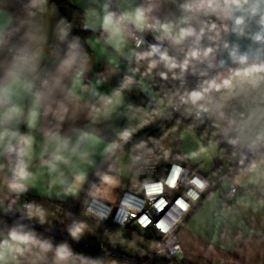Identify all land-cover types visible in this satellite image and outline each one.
Returning a JSON list of instances; mask_svg holds the SVG:
<instances>
[{
  "label": "crops",
  "instance_id": "crops-1",
  "mask_svg": "<svg viewBox=\"0 0 264 264\" xmlns=\"http://www.w3.org/2000/svg\"><path fill=\"white\" fill-rule=\"evenodd\" d=\"M198 1L168 0L169 10L180 3L186 8L191 35L181 36L180 26L168 22L163 27L166 31H159L166 37L157 38L152 33L158 30L157 18L150 19L148 25L135 26L134 21L122 17L110 36L93 34L86 39L90 46L86 56L71 46L53 8L42 4L32 12L22 35L0 56V264H91L57 254L33 236L42 235V231L26 222L66 231L68 219L54 202L64 206L75 197L112 151L116 156L122 148L127 149L131 158L142 137L129 135L141 127L143 132L153 128L166 118L176 93L168 99L160 95L168 104L163 110L150 97L136 102L124 87L117 86L133 54L130 34H141L178 53L195 51ZM8 21V12L0 9V33ZM222 74H227V79L211 105L216 128L209 134L210 140L214 142L213 133H219L233 146L252 153L233 166L231 173H218L220 180L195 204L177 234L184 264H264V63L242 64ZM194 100L192 97L191 102ZM157 110H162V115L153 120ZM21 138H30V144ZM9 143L16 158L12 161L5 154ZM227 155L221 163L230 169ZM179 159L175 161L186 165V159ZM102 174L93 186L96 196L103 195L107 186L113 199L120 177L109 176L103 184ZM230 187H235V192L223 197L221 192ZM24 192L35 198L16 216L13 210L19 207ZM118 238L112 248L128 257L142 256L140 236ZM71 246L69 250L84 255ZM99 264L130 263L106 257Z\"/></svg>",
  "mask_w": 264,
  "mask_h": 264
},
{
  "label": "built area",
  "instance_id": "built-area-1",
  "mask_svg": "<svg viewBox=\"0 0 264 264\" xmlns=\"http://www.w3.org/2000/svg\"><path fill=\"white\" fill-rule=\"evenodd\" d=\"M223 1L226 0H207V10L198 22L197 31L203 26L209 12ZM130 35L135 40L131 44L134 47L142 42L158 57L169 53L165 44L151 43L133 31ZM187 60L185 73L189 66L193 67L195 51L188 53ZM124 84L133 85V78L126 70L121 72L117 86L122 87ZM113 153L112 151L106 155L79 193L65 208H61L68 219L66 231L60 232L21 220L49 237L43 238L31 232L29 234L48 244L59 255L80 258L91 264H99L106 257L127 259L130 264H184L185 255L177 234L178 228L207 188L216 184L220 176H214L212 181L192 166L178 162H169L166 165L160 152L147 143L127 163V175L117 182L115 199L108 203L92 195V189L93 179L102 167L107 172L113 171ZM5 154L8 161L16 159L11 143L6 146ZM131 175L138 179L136 185L130 183ZM137 187L140 188L139 192L135 190ZM235 190V187H230L221 194L227 197ZM20 198L19 207L13 210L16 216L33 202L24 193ZM109 233L122 239H129L132 234L138 235L150 242L151 249H143L142 256L138 258L128 257L110 246L107 238ZM70 245L80 249L84 255L69 250Z\"/></svg>",
  "mask_w": 264,
  "mask_h": 264
},
{
  "label": "trees",
  "instance_id": "trees-1",
  "mask_svg": "<svg viewBox=\"0 0 264 264\" xmlns=\"http://www.w3.org/2000/svg\"><path fill=\"white\" fill-rule=\"evenodd\" d=\"M228 1L230 0L217 4L205 18L204 24L197 35L195 43V63L197 62V71L194 69V76L192 77V80L188 82L186 78H183V71L186 63L183 55H185V53H178L171 48H168L169 53L165 56L166 59H162L161 57L156 56L144 43H140L136 47L133 46V54L130 59H128L126 67V71L133 78V85L130 87V85L124 84L122 87H124L132 95L134 101L143 103L145 98V95L139 90V84L141 81H148L151 84L154 93L159 95L167 93L168 95L173 96L175 91L179 90L166 118H162V120L158 122L159 124L157 123L158 125L156 124L153 128L145 130L144 134L141 135L142 143L139 150H141L147 143L156 148V137L170 125L177 127L188 126L189 128L199 132L206 131L208 134H212L210 130L215 129V124L212 119L213 114L211 113L210 106L220 93L227 79V74H220L223 71L230 72L236 66L249 64L238 63L223 66L217 65L213 62V57L210 51L217 45L215 43V38L221 33L226 25V15L222 7ZM104 2L110 15L112 16V19L115 22H118L122 17L117 10L115 1L104 0ZM42 4L49 5L56 11L57 16L60 18L67 31L69 43H71V46L81 55L86 56L90 53V49L86 42L88 36L94 34L103 38L107 34V31L105 30L85 26L84 11L80 6L75 4L73 0H0V9L6 10L9 14L8 24L0 33V56L10 51L12 44L22 35L25 25L32 12ZM207 5L200 8L199 19L206 12ZM150 52L152 55H144ZM201 58L206 60L204 67H199L198 65ZM181 81H183L184 84L179 87ZM191 93H195V100L193 102H191ZM213 135V139L217 142L218 148H221L223 152L226 150V153L228 154L227 157L231 161V166L239 164L248 158L252 153V151L228 144L222 139V137L219 136V133H213ZM134 156L135 154L133 157ZM114 157L115 154L112 156L113 171L107 172L105 167H102L93 179V186L95 185L98 175L101 173L110 175L118 174L116 165L117 159H114ZM162 159L165 163L164 158ZM213 162L214 164L212 167L214 168L220 164L218 163V160L213 159ZM165 164L167 165V163ZM132 176L134 175L130 176V183L136 185L138 181L137 179L131 181ZM123 178L124 177H120L117 182ZM214 185L207 188L203 196H205V194L208 193ZM24 194H27L34 201V196L25 192ZM92 195L98 197L96 196L94 188L92 189ZM73 198L68 200L64 206H60L59 203L55 202L54 206L65 216V214L61 211V208H65L67 203H69ZM40 234H42L41 236L43 238L49 237L46 234ZM53 240L55 241L56 239L53 238ZM70 248L73 249L71 245Z\"/></svg>",
  "mask_w": 264,
  "mask_h": 264
},
{
  "label": "rangeland",
  "instance_id": "rangeland-1",
  "mask_svg": "<svg viewBox=\"0 0 264 264\" xmlns=\"http://www.w3.org/2000/svg\"><path fill=\"white\" fill-rule=\"evenodd\" d=\"M114 1H115L117 10H118L119 14L121 15V17H124L128 22L134 21L135 26L137 24L142 25V23H143V25L144 24L148 25L150 19L157 18V22H159V23L156 25V27L158 30L152 31L153 34H157V36H158L157 38H161L162 36L166 37V33H164V35H163V33H160L159 31H166L165 29H163V27H164V24L168 23V22L174 23L178 27L180 26V28L182 30L181 32H184L185 30L190 29V24H189L190 18H189L188 12L185 11L186 8L181 3H180V6L178 8L176 5L174 7V9L169 10L170 4L168 3V0H114ZM179 1L180 0H175V2H179ZM73 2L83 9V11H84V23L86 21V23L88 24L85 26H89V24H90L91 26H95V28H97V29H102V30L107 31V33H108L107 35H109V36L112 34L114 28L117 26V22H115L112 19V16L110 15L104 0H73ZM198 4H199V8H202V7L207 5V1L206 0H199ZM137 10L143 11V15L141 17H144V19L141 20L142 22H140L141 17L138 19L136 16ZM162 12L166 13L165 14L166 17H164L162 15V18H159L160 14ZM146 16H148L147 21H145V19L147 18ZM163 17H164V19H163ZM197 26H198V21H197V24L195 25V28L193 27L194 33L197 30ZM199 31H200V29H199ZM152 36H154V35H152ZM183 36H185V35H183ZM88 38H89V36L87 37V39ZM155 40H157V39H154L153 42ZM130 41L132 43H134V41H135L132 39L131 35H130ZM86 42L89 45L88 40ZM113 42H115V40ZM140 43H142V42H139L138 45ZM112 45H114V43H112ZM138 45H136V46H138ZM215 47H217V45ZM120 48L121 47L119 46L118 51ZM211 51H210V53H211ZM197 55H198V53H197ZM211 55H212V53H211ZM183 56L186 60L184 71H183V77L185 75L186 80L188 82V81L192 80V77L194 76L195 70L197 71V67H198L196 64L197 62L195 63L196 54H195V60L193 63V67L189 66L187 73H185V68H186L187 61H188L187 60L188 54H185ZM212 57H213V55H212ZM213 62H214V59H213ZM205 64H206V60H205ZM198 65H199V63H198ZM199 67H201V66L199 65ZM220 75H223V74L221 73ZM182 84H184L183 81H181L179 87ZM130 87H131V85H130ZM139 89L146 97L148 96L151 99H153L155 101L156 106L158 105L159 107L163 108V110L166 107V105H168L167 101H163L161 99L160 95H158L157 93H154V90L152 89V86L148 81H141V83L139 84ZM178 92H179V90L175 91L176 97L178 95ZM193 94H195V93H193ZM193 94L191 96L194 98L195 95H193ZM164 97L168 99V97H170V95H168L167 93L166 94L164 93ZM176 97L171 98V99L175 101ZM171 99H170V102H171ZM174 101L172 102L171 106L173 105ZM171 106L169 107V109L171 108ZM210 110H211V113L213 114L211 106H210ZM161 112H162V110H157V112H155L156 117L153 120L159 118ZM166 113H168V112H166ZM151 123L152 122L148 123V125ZM143 127L145 128V126H143ZM141 128L136 129L129 136L133 135L132 138H134V137H137L139 135L144 134V132H143V130H141ZM215 128H216V126H215ZM214 131H215V129L210 130V132H214ZM222 139L225 142H227L228 144H230L224 138H222ZM212 142L213 141L210 140V136L206 131L199 132V131H196V130L189 128L188 126L177 127L174 125H170L156 137L155 147L160 151V154L164 158L165 163L176 162L175 160H178L179 158L183 157L184 159H186L184 161H186L187 166H191L192 164H197L196 167H194V168L197 169L198 172H200L204 177L213 181V179L215 178L214 176L219 175L218 173H221L222 176L227 174V173H231L234 165L230 166V169H229L226 166V164H224L223 162L221 163L222 159L226 157V150H224V152H223V150L220 148L221 149V155L217 156L219 149L218 148L216 149V142L215 141L213 143ZM174 145H176V149H175ZM132 157L130 158V153L128 152L127 149H124V148H122L121 150H119L118 153H116V156L114 157V159L118 158L116 160V165H117V172H119V174H118L119 177H126V175H127L126 165L132 159ZM212 159L218 160V163H220L215 168L212 167V165L214 164ZM179 160H181V159H179ZM193 166L194 165H192V167ZM109 176H112V175L103 173L100 176L103 184H106L105 183L106 178H108ZM136 179L137 178L134 175V176H132L131 181H134ZM137 181H138V179H137ZM211 186H209V187H211ZM104 189H105L104 194L99 195V198L102 199V201L105 200L106 202H109V203L113 202L115 199V194H114L113 199H112V194H113L111 192L112 189L110 187H107V186ZM135 190L137 192H139L140 188L137 187ZM132 235H134V234H132ZM118 239L119 238L116 235H112L111 233L108 234V241H109V244L111 246L115 247L116 244L119 243ZM141 239H142V243L144 244L145 247H143L142 244H139L140 247H142V249L140 248V250L142 252H144L143 249H147V250L149 248L151 249L150 242L147 239L146 240L143 238H141Z\"/></svg>",
  "mask_w": 264,
  "mask_h": 264
},
{
  "label": "water",
  "instance_id": "water-1",
  "mask_svg": "<svg viewBox=\"0 0 264 264\" xmlns=\"http://www.w3.org/2000/svg\"><path fill=\"white\" fill-rule=\"evenodd\" d=\"M226 25L211 53L217 65L264 62V0H234L223 7ZM201 67L205 59L199 60Z\"/></svg>",
  "mask_w": 264,
  "mask_h": 264
},
{
  "label": "clouds",
  "instance_id": "clouds-1",
  "mask_svg": "<svg viewBox=\"0 0 264 264\" xmlns=\"http://www.w3.org/2000/svg\"><path fill=\"white\" fill-rule=\"evenodd\" d=\"M143 15V11L142 10H137V13H136V16L137 18L139 19L141 16ZM151 27V26H150ZM197 33H199V30L197 31ZM192 34V31L189 29V30H185L184 32L181 33V36L183 35H191ZM173 41L174 42H179V40L175 37H173ZM196 39L194 40V43H195ZM153 51H156V49H153ZM144 55H152V53H146ZM162 59H166V57L162 54L161 56ZM174 66V65H173ZM195 95V94H193ZM12 135H15V134H12ZM25 144H30V138H21Z\"/></svg>",
  "mask_w": 264,
  "mask_h": 264
},
{
  "label": "flooded vegetation",
  "instance_id": "flooded-vegetation-1",
  "mask_svg": "<svg viewBox=\"0 0 264 264\" xmlns=\"http://www.w3.org/2000/svg\"><path fill=\"white\" fill-rule=\"evenodd\" d=\"M231 1H234V0H230V1H228V2H231Z\"/></svg>",
  "mask_w": 264,
  "mask_h": 264
}]
</instances>
